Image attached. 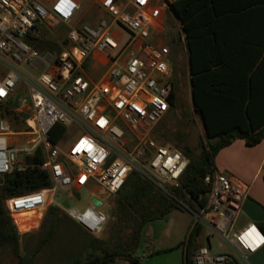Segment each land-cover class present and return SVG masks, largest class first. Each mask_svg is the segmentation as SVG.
<instances>
[{"label": "built area", "instance_id": "built-area-1", "mask_svg": "<svg viewBox=\"0 0 264 264\" xmlns=\"http://www.w3.org/2000/svg\"><path fill=\"white\" fill-rule=\"evenodd\" d=\"M98 8L102 16L89 25L78 16L79 0H0V107L11 111L0 114V178L39 168L51 180L47 188L4 200L14 227L16 216L52 206L66 188L78 192L91 184L115 195L136 172L165 190L186 170L181 150L150 137L170 108L174 78L171 39H162L166 3L101 0ZM56 28L66 31L62 42L54 41L59 50L35 48L43 29ZM98 51L105 54V70L91 80L86 65ZM55 125L65 131L54 144L49 132ZM206 182L207 204L195 213V225L207 227L232 252H216L208 243L188 264H249L264 235L252 223L234 229L245 187L216 171ZM91 198L83 208L67 201L68 208L63 202L56 207L98 236L107 216Z\"/></svg>", "mask_w": 264, "mask_h": 264}, {"label": "trees", "instance_id": "trees-1", "mask_svg": "<svg viewBox=\"0 0 264 264\" xmlns=\"http://www.w3.org/2000/svg\"><path fill=\"white\" fill-rule=\"evenodd\" d=\"M163 1L167 13L179 24L185 40L192 103L202 121L205 141L201 142L197 156L184 147L182 152L188 158V164L176 187L163 190L151 180L132 172L116 193L117 199L111 210L115 221L110 238L102 241L80 229L86 253L83 259H76L71 264H113L117 259L139 264L136 254L142 246L144 227L149 222L165 218L174 210L182 211L184 206L200 214L207 204L211 188L206 178L216 171L214 160L218 152L235 140L254 147L264 137V38L261 41L246 35V21L250 17L263 18V24L256 27L264 34V0L254 3L255 7L243 8L225 6L230 0ZM36 41L37 49L59 50L54 41L46 40L44 36ZM180 41L181 37H178L171 42L174 78L169 110L174 107L178 82L175 52ZM0 114L5 116L11 111L0 107ZM64 131L62 126L55 125L49 132V140L57 143ZM39 160L37 153L35 161ZM50 184L47 172L29 168L5 176L0 185V245H13L18 264H31L33 257L53 234L56 221L50 224V230L32 253V258L22 257L19 235L3 202L8 197L38 191ZM57 210L50 207L48 213L51 216ZM31 223L36 226L38 222ZM256 226L264 235V222ZM200 230L201 226L196 224L188 235L183 264L190 262L198 248Z\"/></svg>", "mask_w": 264, "mask_h": 264}, {"label": "rangeland", "instance_id": "rangeland-1", "mask_svg": "<svg viewBox=\"0 0 264 264\" xmlns=\"http://www.w3.org/2000/svg\"><path fill=\"white\" fill-rule=\"evenodd\" d=\"M48 1V0H43ZM82 23L94 25L102 13L97 9L93 0H79ZM65 29L56 28L53 30L43 29L42 33L46 39L62 42ZM165 34L163 42H171L181 37L180 44L176 49L178 58L177 86H175L174 107L168 110L165 117L153 128L150 137L153 141L163 145H169L184 151L187 147L193 155L197 156L201 151V142L205 141L204 130L200 117L193 108L189 76L187 74V49L185 40L177 21L168 14L165 15ZM174 52V50H172ZM74 138L69 136V141ZM95 196H92V195ZM71 196V197H70ZM98 197L102 202V211L107 216V222L103 232L95 238L106 241L113 231L114 218L111 210L117 199L115 195L100 194L94 186L88 184L78 192L66 188L55 196L53 205L47 206L36 213H24L16 216L15 227L19 235V253L22 257L32 258V253L41 244L50 230V224L54 220V231L49 240L43 246L31 264H71L76 259H83L85 256L84 237L80 228L59 208L56 204L67 201L72 208H83L87 205L89 198ZM50 207L58 210L49 215ZM53 218V219H52ZM11 222L13 224V219ZM197 216L187 207L183 210H174L161 220L148 224L142 235V246L136 254L139 264H183L184 244L193 229ZM242 217L236 219L235 224H240ZM38 222L35 226L34 223ZM26 224V225H25ZM54 224V223H53ZM34 225V227H33ZM202 231L210 235V244L216 252H232L228 244L220 240L217 235L202 226ZM212 235V236H211ZM144 254V257H143ZM0 264H18V257L14 254L13 245L5 243L0 245ZM113 264H132L122 259H117Z\"/></svg>", "mask_w": 264, "mask_h": 264}, {"label": "crops", "instance_id": "crops-1", "mask_svg": "<svg viewBox=\"0 0 264 264\" xmlns=\"http://www.w3.org/2000/svg\"><path fill=\"white\" fill-rule=\"evenodd\" d=\"M100 1L93 0L98 10ZM121 1L126 2L128 0ZM256 2L258 0H230L225 6L230 8L255 7L257 5L253 4ZM246 23L248 24L246 35L250 39L262 41L264 38L263 31L256 26L257 24L260 26L263 24V18L250 17ZM105 60L106 58L103 52H95L87 62L86 76L91 80L98 79L105 70ZM214 165L216 172L238 181L246 189V195L242 200L241 210L237 217H242L243 221L238 225L234 224V229L240 230L247 224L252 223L256 225L264 222V137L254 147L246 146L242 140H235L230 146L218 152L214 160ZM208 243H210V235L204 233L201 226L200 236L197 239L198 247ZM248 263L264 264V246L249 256Z\"/></svg>", "mask_w": 264, "mask_h": 264}, {"label": "water", "instance_id": "water-1", "mask_svg": "<svg viewBox=\"0 0 264 264\" xmlns=\"http://www.w3.org/2000/svg\"><path fill=\"white\" fill-rule=\"evenodd\" d=\"M3 180L0 178V185H2ZM90 202L95 205L96 207L100 208L102 206V203L96 198V197H92L90 199ZM63 206L65 208H68V203L67 202H63Z\"/></svg>", "mask_w": 264, "mask_h": 264}]
</instances>
